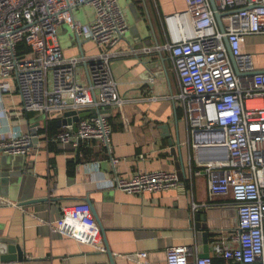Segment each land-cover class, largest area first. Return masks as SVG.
Here are the masks:
<instances>
[{
  "label": "built area",
  "instance_id": "1",
  "mask_svg": "<svg viewBox=\"0 0 264 264\" xmlns=\"http://www.w3.org/2000/svg\"><path fill=\"white\" fill-rule=\"evenodd\" d=\"M214 2L217 10L211 0H186V10L166 15L168 41L156 48L168 52L173 63L180 91L172 99L182 105L192 146L199 151L201 169L191 171V179L204 176L210 200L231 196L238 207L236 234L218 237L212 255L195 256L194 264H214V257L224 264H264V104L257 102L264 98V73L247 75L254 69L253 57L242 48L245 37L264 35V0ZM84 4L95 8L87 24L75 19V8ZM217 11L224 14V32ZM64 24L81 40L95 43L98 52L67 56L56 41ZM128 29L118 0H0V99L16 90L21 113L59 122L68 111L97 109V115L80 118L75 127L61 125L48 140L77 149L96 140L110 149L112 125L100 112L131 102L120 93L112 63L146 52L118 48ZM21 44L28 53L19 54ZM32 139L31 133H23L0 140V148L26 155ZM118 163L113 157L114 168ZM114 182L119 190L143 194L175 189L180 177L158 170L116 175ZM193 255L187 245L171 247L167 264H191ZM137 256L145 259L147 253Z\"/></svg>",
  "mask_w": 264,
  "mask_h": 264
},
{
  "label": "crops",
  "instance_id": "2",
  "mask_svg": "<svg viewBox=\"0 0 264 264\" xmlns=\"http://www.w3.org/2000/svg\"><path fill=\"white\" fill-rule=\"evenodd\" d=\"M119 1H124L126 10ZM133 2L118 0L129 24L118 48H132L130 42L140 30L154 33L159 46H165L168 36L164 17L186 10V0H145L142 7ZM130 4L133 7L129 8ZM76 11L82 23L94 19L92 4L80 5ZM62 28L65 31V24ZM82 41L86 56L98 52L95 43ZM156 48L152 40L137 51L155 52ZM242 48L253 57L254 69L248 73H262L264 35L245 37ZM64 52L67 56L81 55L79 46ZM164 54L167 70L155 77L148 76L138 57L141 53L113 61L120 93L131 102L114 108L108 117L112 125L110 149L96 140L86 141L78 149L52 142L43 130L51 119L21 113L16 90L0 99V140L27 132L33 135L26 155L0 153V236L16 239L23 247L26 257L20 264H167V250L181 245L192 248L194 255L189 262L194 264L195 256L200 257L203 250L197 240V223L208 232L209 255L218 237L236 234L233 198L210 200L206 178L190 177L191 171L201 169L197 163L199 151L192 146L182 105L172 99L180 91V82L168 52ZM257 102L264 104V98ZM77 156L81 161L71 174L68 162ZM113 157L119 159L115 168ZM200 159L209 158L200 155ZM158 170L177 173L179 186L143 194L124 192L115 186L116 175L132 177ZM14 176L19 198L51 196L58 200L20 207V200L9 193L8 180ZM87 200L94 206L95 215ZM199 211L203 212L199 214L203 222L197 219ZM141 252L147 253L145 259L137 256ZM224 263V259L214 257V264Z\"/></svg>",
  "mask_w": 264,
  "mask_h": 264
},
{
  "label": "water",
  "instance_id": "3",
  "mask_svg": "<svg viewBox=\"0 0 264 264\" xmlns=\"http://www.w3.org/2000/svg\"><path fill=\"white\" fill-rule=\"evenodd\" d=\"M143 1L145 3V0H143ZM133 3L135 4V2H133ZM211 3L213 5V8L215 10H217V7L215 5L214 0H211ZM130 7H133V5L130 4ZM223 15L224 14H221L218 11L216 12V18H217L220 30L222 32H224L223 23L221 20V17ZM148 20H150V18ZM149 26H150V24H149ZM144 28H146V27H144ZM75 37H76V40H77V43L79 46L80 54L83 56V55H85V52L83 49V41L81 40V38L78 35H76ZM152 40H154L156 42V45L159 46V42H158L156 35L154 33L149 34L148 31L146 32V31L140 30L138 32V34L134 37V41L130 42V45H131V47H133L135 49H142V47H144L145 45H149V43H151ZM225 41H226V44L229 48V45H228L226 38H225ZM164 52L165 51H163V50H158V51L153 52L151 49H147L145 53H142L143 55L138 56L140 58V62L143 64V66L146 67V70L148 72L149 77H155V75H157V73H159L161 70H165V71L167 70V67H166V59L167 58L165 57ZM229 53H230V56L232 58L236 72L241 75V73L239 72L236 60L232 56L230 50H229ZM148 57H149V60H147V61L143 60V59L148 58ZM84 66L86 68L88 67L87 65H84ZM262 73H264V71H262ZM247 75H255V73H249ZM111 112H112V108L106 107L100 113H102L105 117L108 118L110 116ZM98 113H99V111L97 109H91L89 111H78V112L77 111H68L64 114L63 118L59 122V126L70 125V124L74 123L73 127H75L76 123L79 121L80 118L97 115ZM41 118L46 119L45 116H41ZM3 152H5V149L0 148V153H3ZM28 167H29V165H28ZM30 174H31V172H30ZM9 175L10 174H5L3 176L7 177ZM9 182H11V184H10L11 187L9 189V193H10V195L12 194L14 199L20 200L18 202L20 207H25V206H29V205H36L38 203H44V202H49V201L56 202L58 200V198H54L51 196L36 199L30 195V196H26V197L22 196L19 198L18 182L16 181L15 176L13 179L8 180V183ZM3 184H7V183H3ZM87 203L89 204L91 211L95 215L96 211H95V208L92 205L91 201L87 200ZM237 210H238V207L236 206V212H237ZM199 214L203 215V212L199 211L197 214V219L200 220V222H203L205 219H200ZM237 223H238V215H237ZM196 226H197V230H198L197 240H198L199 244L203 245V250H202V254L200 255V257L201 258L208 257L209 256L208 232L203 231V224L197 223ZM108 254H110V251L108 252ZM110 256H111V260H113L112 255H110ZM25 257H26L25 251L16 239L6 238V237L0 236V264H13V263H19L20 264L25 260ZM112 263H113V261H112Z\"/></svg>",
  "mask_w": 264,
  "mask_h": 264
},
{
  "label": "trees",
  "instance_id": "4",
  "mask_svg": "<svg viewBox=\"0 0 264 264\" xmlns=\"http://www.w3.org/2000/svg\"><path fill=\"white\" fill-rule=\"evenodd\" d=\"M134 1H135V4H137V6L142 7L143 0H134ZM28 52H29V49H28V47L25 44H21L19 46V54L23 55L24 53H28ZM109 120L111 121V118ZM43 130L50 137L56 135L60 131V128H59V120L58 119H51V120H49L47 122V125L45 126V128ZM80 161H81L80 156H77L76 157V160H69V162H68V169H69V172L71 174L74 172L75 165L78 162H80Z\"/></svg>",
  "mask_w": 264,
  "mask_h": 264
},
{
  "label": "rangeland",
  "instance_id": "5",
  "mask_svg": "<svg viewBox=\"0 0 264 264\" xmlns=\"http://www.w3.org/2000/svg\"><path fill=\"white\" fill-rule=\"evenodd\" d=\"M119 2H120V5L126 10V4H124V1L123 3L121 1ZM75 19L77 21H81L82 23V16L80 12H77V11L75 12ZM83 24H87V23H83ZM65 26H66L65 31H64V28L60 29L58 37L56 38L57 43L62 47L63 50L78 46V43L75 37L76 36L75 32L72 30V28L69 25L65 24Z\"/></svg>",
  "mask_w": 264,
  "mask_h": 264
}]
</instances>
